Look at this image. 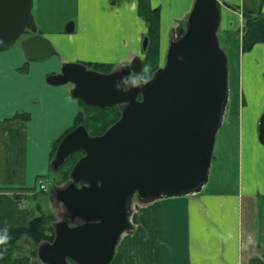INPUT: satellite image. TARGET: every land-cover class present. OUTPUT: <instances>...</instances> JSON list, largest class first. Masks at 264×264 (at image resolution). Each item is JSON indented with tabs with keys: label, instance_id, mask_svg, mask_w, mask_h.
<instances>
[{
	"label": "crops",
	"instance_id": "1",
	"mask_svg": "<svg viewBox=\"0 0 264 264\" xmlns=\"http://www.w3.org/2000/svg\"><path fill=\"white\" fill-rule=\"evenodd\" d=\"M149 1L159 11L162 52L193 0ZM218 2L230 97L209 179L194 195L133 203L134 229L121 235L109 264H251L254 257L264 262V42L247 51L241 47L242 12L264 13V0ZM31 12L35 33L55 53L30 60L20 41L0 51V230L29 223L38 181L48 176L56 142L80 111L72 85L49 84L47 75L69 61L104 63L111 70L128 63L141 56L147 31L138 0H31ZM69 22L73 28L67 32ZM16 113L29 117L12 118Z\"/></svg>",
	"mask_w": 264,
	"mask_h": 264
},
{
	"label": "water",
	"instance_id": "2",
	"mask_svg": "<svg viewBox=\"0 0 264 264\" xmlns=\"http://www.w3.org/2000/svg\"><path fill=\"white\" fill-rule=\"evenodd\" d=\"M220 22L218 0H193L170 30L163 65L145 81H139L138 55L108 72L69 61L47 75L49 84H71V96L84 105L117 106L120 115L101 134H89L80 123L59 140L52 171L74 152L83 155L68 179L49 191L59 217L52 223L53 239L37 245L32 264H109L121 235L134 229L135 199L147 203L202 190L230 97ZM72 28L69 22L65 29ZM25 30L34 33L20 41L28 59L55 53L35 33L31 0H0V51L12 48ZM147 41L144 37L143 50ZM260 140L264 143V115ZM251 264L264 262L254 257Z\"/></svg>",
	"mask_w": 264,
	"mask_h": 264
},
{
	"label": "trees",
	"instance_id": "3",
	"mask_svg": "<svg viewBox=\"0 0 264 264\" xmlns=\"http://www.w3.org/2000/svg\"><path fill=\"white\" fill-rule=\"evenodd\" d=\"M138 14L144 19L147 25V31L145 37H147V46L143 50L144 57L142 59V71L139 77V81L147 80L152 73L160 67V43H159V11L158 8H153L150 5L149 0H138ZM243 33L241 38V47L242 50H249L255 43L264 42V13L260 11H243ZM91 68H94L98 71L108 72L111 70V65H106L104 63H86ZM91 108L97 110V114L92 115L96 119H100L101 124L96 130H93L91 135L101 134L109 125L115 122L119 115L120 111L117 107L109 108H98V107H85V110H80L75 117V123L71 129L76 125L82 123L86 118ZM109 109V110H107ZM111 111L114 115L106 119L105 113L102 111ZM85 112V113H84ZM27 119L28 114L16 113L12 118ZM89 116V115H88ZM91 117V116H90ZM88 118V117H87ZM69 129V130H71ZM68 130V131H69ZM89 131V130H88ZM56 142L58 144L59 140ZM56 146L53 149L55 151ZM83 154L82 151H76L70 156L67 157L65 163L61 165L56 171H59L63 174V178L68 179V174L70 169L76 160L81 157ZM54 215L52 213H41L39 215H32L29 223L26 226L10 227L3 228L0 230V237H6V241L0 243V264H32V260L36 256L37 245L44 240H52V223L54 222ZM27 237L34 244L33 252L31 256L28 255H16L15 251L18 250V242L21 238Z\"/></svg>",
	"mask_w": 264,
	"mask_h": 264
},
{
	"label": "rangeland",
	"instance_id": "4",
	"mask_svg": "<svg viewBox=\"0 0 264 264\" xmlns=\"http://www.w3.org/2000/svg\"><path fill=\"white\" fill-rule=\"evenodd\" d=\"M242 27H243V20H242ZM242 33H243V31H242ZM168 38H169V35L166 38V45L162 46L163 50L160 53V63H159L160 66L163 65V63H164V53H165L164 50L167 46ZM241 38H242V35H241ZM18 41H20V40H18ZM18 41L16 42V44H18ZM140 57H141V59H143V57H144L143 51H142V54ZM80 106H81L80 110L84 111L86 106L84 105L83 102ZM107 108H109V107H107ZM107 110H109V109H107ZM97 113L98 112H97V110H95V108H91V110H89L88 114L85 113L86 118L83 120V122L87 125V127H88L87 130H89L88 132H90V133H92L93 130H96L94 128H97L101 124L100 119H96L95 117L92 116V115L97 114ZM102 113H105L103 115H106L105 116L106 119H109L114 115V113L111 111L104 112V110H103ZM47 175L48 176H46V178H43L45 180H43L42 182L44 183V185L48 186V190L44 191V190L39 189V183H38V185L36 186L37 192H34V200L32 202L33 204L30 205V210H32L31 213L34 216L39 215L41 213H52L54 215V220H56L59 217V215H58L59 209H57L55 206H54V208L52 207L50 199L48 197V192H49L52 184L60 185V184H63L67 179L63 178V174L59 171H50ZM134 203L139 204L141 202H139L138 200L135 199ZM141 204H144V203H141ZM33 248H34V244L31 242V240L27 237H23L18 242V250L15 251V254L20 255V256H22V255L31 256L32 252H33Z\"/></svg>",
	"mask_w": 264,
	"mask_h": 264
},
{
	"label": "built area",
	"instance_id": "5",
	"mask_svg": "<svg viewBox=\"0 0 264 264\" xmlns=\"http://www.w3.org/2000/svg\"><path fill=\"white\" fill-rule=\"evenodd\" d=\"M40 188H42L43 190H45L46 189V185H44L43 182H40Z\"/></svg>",
	"mask_w": 264,
	"mask_h": 264
},
{
	"label": "clouds",
	"instance_id": "6",
	"mask_svg": "<svg viewBox=\"0 0 264 264\" xmlns=\"http://www.w3.org/2000/svg\"><path fill=\"white\" fill-rule=\"evenodd\" d=\"M6 237H0V243H3V242H5L6 241Z\"/></svg>",
	"mask_w": 264,
	"mask_h": 264
},
{
	"label": "flooded vegetation",
	"instance_id": "7",
	"mask_svg": "<svg viewBox=\"0 0 264 264\" xmlns=\"http://www.w3.org/2000/svg\"><path fill=\"white\" fill-rule=\"evenodd\" d=\"M27 36H29V35H26V34H25V36H24L23 38H25V37H27ZM23 38H22V39H23ZM111 107H113V106H111ZM115 107H116V106H115ZM70 264H74V262H71Z\"/></svg>",
	"mask_w": 264,
	"mask_h": 264
}]
</instances>
